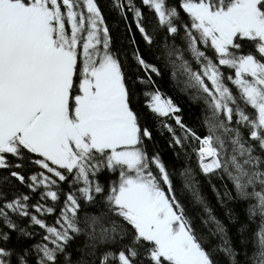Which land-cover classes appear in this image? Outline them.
<instances>
[{"label": "snow or ice", "instance_id": "6c2138e0", "mask_svg": "<svg viewBox=\"0 0 264 264\" xmlns=\"http://www.w3.org/2000/svg\"><path fill=\"white\" fill-rule=\"evenodd\" d=\"M0 264H264V0H0Z\"/></svg>", "mask_w": 264, "mask_h": 264}, {"label": "trees", "instance_id": "16d2710c", "mask_svg": "<svg viewBox=\"0 0 264 264\" xmlns=\"http://www.w3.org/2000/svg\"><path fill=\"white\" fill-rule=\"evenodd\" d=\"M99 3L103 8L104 5L107 3V0H99ZM105 19L108 21L109 27L113 30L112 34L115 40L118 35V29L115 24V21H113L112 17L109 16L107 12L105 13ZM158 84L161 88V91L165 92L166 95L170 96L173 99L174 103H176L181 108L182 110L181 115L185 123L189 124L190 126H196L199 117L198 107L196 105H193L189 101L187 95L180 93L177 89H174V87L167 81L166 78L164 81H158ZM154 147L166 164L169 163L170 160L174 159V157L171 154V151L167 148L165 137H161L157 134L154 137ZM205 195L206 198L210 201L211 206L213 207L214 215H216L217 218L221 219L226 227H229L228 219L223 215L224 209L220 208V206L215 203V197L211 194L210 190H206ZM229 207H232L231 203L229 204ZM233 211L241 214L243 213L242 208H233ZM193 215H194L193 222L196 225V227L198 229H203V226L200 224L199 216L196 215L195 210H193ZM52 219H54V217ZM49 222L51 223V220Z\"/></svg>", "mask_w": 264, "mask_h": 264}]
</instances>
